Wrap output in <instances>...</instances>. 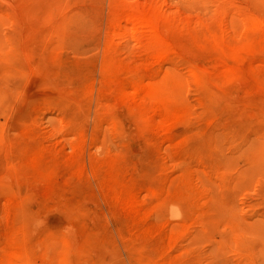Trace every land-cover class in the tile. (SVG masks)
<instances>
[{"label": "rangeland", "instance_id": "obj_1", "mask_svg": "<svg viewBox=\"0 0 264 264\" xmlns=\"http://www.w3.org/2000/svg\"><path fill=\"white\" fill-rule=\"evenodd\" d=\"M263 19L0 0V264H264Z\"/></svg>", "mask_w": 264, "mask_h": 264}, {"label": "bare ground", "instance_id": "obj_2", "mask_svg": "<svg viewBox=\"0 0 264 264\" xmlns=\"http://www.w3.org/2000/svg\"><path fill=\"white\" fill-rule=\"evenodd\" d=\"M127 21L130 22L132 25H135V26H138V25H141V24H148V21L146 18L142 17V18H136V17H132V18H127ZM262 23L264 25V19L262 20ZM222 58L224 60H229V59H232V60H235V59H238L240 58V56L242 54H240L239 52H237L236 50H229L228 52H223L222 54Z\"/></svg>", "mask_w": 264, "mask_h": 264}]
</instances>
